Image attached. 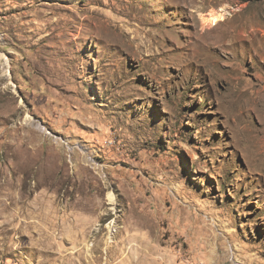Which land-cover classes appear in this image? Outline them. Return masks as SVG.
Masks as SVG:
<instances>
[{"label":"rangeland","instance_id":"1","mask_svg":"<svg viewBox=\"0 0 264 264\" xmlns=\"http://www.w3.org/2000/svg\"><path fill=\"white\" fill-rule=\"evenodd\" d=\"M0 264H264V0H0Z\"/></svg>","mask_w":264,"mask_h":264},{"label":"bare ground","instance_id":"2","mask_svg":"<svg viewBox=\"0 0 264 264\" xmlns=\"http://www.w3.org/2000/svg\"><path fill=\"white\" fill-rule=\"evenodd\" d=\"M228 15L230 14L226 12L225 10H221L220 13L214 12V10L211 11V13L205 15H201V20L203 22V26H205L206 34L215 33L218 30V27L222 25L223 22H225L228 18ZM241 36H247V31H243L241 33ZM231 39V38H230ZM224 40V38H222ZM230 42L233 44L232 40ZM111 199H113V196H110Z\"/></svg>","mask_w":264,"mask_h":264}]
</instances>
